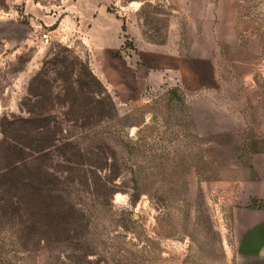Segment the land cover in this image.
Here are the masks:
<instances>
[{
    "label": "rangeland",
    "instance_id": "1",
    "mask_svg": "<svg viewBox=\"0 0 264 264\" xmlns=\"http://www.w3.org/2000/svg\"><path fill=\"white\" fill-rule=\"evenodd\" d=\"M80 3L0 0V264H241L264 216V0Z\"/></svg>",
    "mask_w": 264,
    "mask_h": 264
},
{
    "label": "crops",
    "instance_id": "2",
    "mask_svg": "<svg viewBox=\"0 0 264 264\" xmlns=\"http://www.w3.org/2000/svg\"><path fill=\"white\" fill-rule=\"evenodd\" d=\"M83 2V0H80ZM79 4V3H78ZM85 8L80 3L76 15H94L93 0H84ZM78 9V7H76ZM98 9V8H97ZM99 13H106V8L98 9ZM251 218L247 229L252 232L250 239L244 244V252L241 255V264H264V216Z\"/></svg>",
    "mask_w": 264,
    "mask_h": 264
},
{
    "label": "trees",
    "instance_id": "3",
    "mask_svg": "<svg viewBox=\"0 0 264 264\" xmlns=\"http://www.w3.org/2000/svg\"><path fill=\"white\" fill-rule=\"evenodd\" d=\"M3 120L6 121V119H3ZM0 128H2V124L0 125ZM1 133L3 134L2 130H1ZM44 148L45 147L43 144L32 143L31 145H29V147L27 149H28V151H30L32 153V159H35L36 156H39L40 154H42V152L44 151ZM9 150H10L9 149V143L4 138L3 140L0 141V160H2V159L7 160V157H8L7 154H9ZM88 152H89L88 149L86 150V149H81L80 147H78V149L76 150V156L78 158L77 160H81L82 157H84L86 154H88ZM99 152H100L99 156H101V158L105 161L104 151L101 149ZM7 171H8V167L6 165L2 168L0 167V177L5 176L6 174L8 175ZM77 183H78V181H77ZM39 195H40V192L37 189L33 188V190H31V192L28 194L29 201L31 202L36 197H39ZM59 200H61V199H59ZM3 209H5V208H3ZM45 209H48V207H46ZM46 214L48 215L49 212L46 211Z\"/></svg>",
    "mask_w": 264,
    "mask_h": 264
},
{
    "label": "built area",
    "instance_id": "4",
    "mask_svg": "<svg viewBox=\"0 0 264 264\" xmlns=\"http://www.w3.org/2000/svg\"><path fill=\"white\" fill-rule=\"evenodd\" d=\"M41 39H42L45 43H47V42L49 41L47 35H42V36H41Z\"/></svg>",
    "mask_w": 264,
    "mask_h": 264
}]
</instances>
